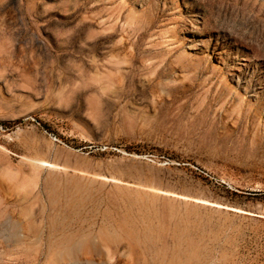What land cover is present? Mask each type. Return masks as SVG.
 Segmentation results:
<instances>
[{"label":"rangeland","instance_id":"obj_1","mask_svg":"<svg viewBox=\"0 0 264 264\" xmlns=\"http://www.w3.org/2000/svg\"><path fill=\"white\" fill-rule=\"evenodd\" d=\"M6 203L73 213L10 218L0 264L57 227L89 252L57 264H264V0H0Z\"/></svg>","mask_w":264,"mask_h":264},{"label":"bare ground","instance_id":"obj_2","mask_svg":"<svg viewBox=\"0 0 264 264\" xmlns=\"http://www.w3.org/2000/svg\"><path fill=\"white\" fill-rule=\"evenodd\" d=\"M37 165V169L41 168H50L54 169L56 166L50 164L47 161L44 160H38L35 162ZM73 212L67 210L64 213L62 211H58L57 209H34V208H21L18 211L16 209H12L8 203L6 205H2L0 207V228L5 227L8 225L10 218H14L16 214L23 217V219L20 221V225H22L23 233L26 234V238H34L36 240H40L45 235L44 232L41 229V226L44 224L45 219L50 217H55L57 222L60 220V225H64L70 229L71 223L69 220H67V217L70 216ZM61 218V219H60ZM51 223V220L49 221ZM29 226L32 227L29 229ZM35 227V228H34ZM29 236V237H28ZM24 238V240L26 239ZM48 240L50 243H57L60 246H65L67 248L66 251L59 252L58 254L54 255V261L53 264H57L60 260L61 261H68L72 256L77 255H88V250L86 252L84 245L82 243V240L75 241L73 236L67 235L64 232H61L59 228L57 227L54 230H50L48 233ZM25 242V241H22ZM92 244H88L86 247L87 249H90V246ZM82 248V249H81Z\"/></svg>","mask_w":264,"mask_h":264}]
</instances>
